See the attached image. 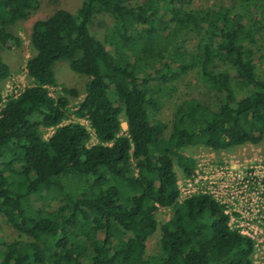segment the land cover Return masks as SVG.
Instances as JSON below:
<instances>
[{
  "label": "trees",
  "instance_id": "16d2710c",
  "mask_svg": "<svg viewBox=\"0 0 264 264\" xmlns=\"http://www.w3.org/2000/svg\"><path fill=\"white\" fill-rule=\"evenodd\" d=\"M191 2L82 0L74 13L35 20L28 84L3 104L11 75L0 57V221L15 235L0 230V264H253L252 241L228 227L223 207L207 194L178 203L175 183L176 170L186 178L195 168L185 151L264 138V79L253 60L264 0H238L242 13L220 4L185 10ZM39 5L0 0V52L21 46L11 29ZM102 14L109 25L99 40L90 27ZM57 62L86 79L81 93L57 83ZM191 71L212 91L211 104L187 98L169 125L157 120ZM73 119L87 121L92 136ZM164 208L166 221L157 219ZM156 232L158 251L148 255Z\"/></svg>",
  "mask_w": 264,
  "mask_h": 264
},
{
  "label": "rangeland",
  "instance_id": "374dc122",
  "mask_svg": "<svg viewBox=\"0 0 264 264\" xmlns=\"http://www.w3.org/2000/svg\"><path fill=\"white\" fill-rule=\"evenodd\" d=\"M82 0H40L39 8L36 12L32 13L24 22L17 23L11 30L16 32L20 37L22 44L19 47L11 50H4L0 52L2 61L9 67L10 77H14L16 83H19L20 78L26 85L28 81L23 78V65L27 57H29V47L27 35L30 30L31 24L35 20L43 19L51 14L56 9H67L69 12L74 13L81 5ZM213 4H220L226 7H237V11L242 13L244 7L238 0H192L189 7L185 10H203ZM252 15H248L247 27H250L252 22ZM109 25V18L106 14L96 16L91 25V30L94 35L100 40L103 38L105 27ZM260 36L255 37V47L259 51H254L253 60L256 67L257 78L264 79V32L259 33ZM192 36V35H191ZM189 36L186 42V49L188 52H194L196 40L194 37ZM165 46V39L161 40ZM167 45L165 46V48ZM163 49V48H161ZM54 76L60 86L69 89H75L81 93L83 90L86 79L79 77L72 73L65 62H57L53 67ZM9 79V78H8ZM7 81V79H6ZM5 84V83H4ZM175 92L170 98L163 99L160 105L159 112L156 114V119L169 125L171 121V114L174 105L181 100L187 98H195L206 104H211L213 101L212 91L207 84L202 82L195 71H191L181 76L177 83L174 84ZM59 88H53L50 92L52 97L59 94ZM82 95H80V98ZM70 107H73L76 100L70 98ZM121 117V116H120ZM72 119V118H71ZM68 122V121H66ZM121 131H125V124H120ZM50 130L45 131L43 137L50 134ZM92 143V141H90ZM184 154L191 156L195 165L197 163L203 164V171L208 177V167L211 165L213 171L208 177L210 181H215L214 187L219 194L220 199L230 200L233 203L231 209L238 213L237 224H247L249 234L252 236L253 249L250 258L253 264H264V182H260L257 176H253L256 167H264V138L256 145L244 144L243 146L236 147L228 151H219L217 153L207 148L197 147L185 151ZM196 167V166H195ZM196 169V168H194ZM177 181L182 182V177L178 171ZM251 173V176L248 175ZM242 180L238 182L239 178ZM238 182V183H236ZM213 189V188H212ZM170 217L167 208L158 211L157 219L166 221ZM0 230L4 237L8 240H13L15 235L10 229L4 226L0 221ZM78 233V232H77ZM76 233V234H77ZM159 234L154 233L146 242V253L154 255L158 251Z\"/></svg>",
  "mask_w": 264,
  "mask_h": 264
},
{
  "label": "built area",
  "instance_id": "2783aa9c",
  "mask_svg": "<svg viewBox=\"0 0 264 264\" xmlns=\"http://www.w3.org/2000/svg\"><path fill=\"white\" fill-rule=\"evenodd\" d=\"M23 71H24L23 78H26L25 69H23ZM14 81H15L14 77H9V79L5 81V84L3 85L2 92H1V98H2L1 103L2 104L5 103L8 97L10 96L15 97L18 94V92L22 90L23 87L26 85V83L24 84L22 82L21 78H20L19 83H16ZM52 89L53 88L48 89L49 95ZM73 121L85 127L89 131L90 135L92 136V132L89 128L87 121L82 120V119H76V120L73 119ZM90 141H92V139ZM195 166H196L195 167L196 169L193 170V173L191 174V176L184 178V180L180 183L179 181L176 180L175 188L177 191V202L180 203L183 200L195 194L210 195L212 199L214 200V202H216L217 204L223 207V213L227 215L228 217V223H227L228 227L230 229H236L239 234L249 238L253 243L252 236L249 234V229L247 227V224L245 225L240 224V223L237 224L238 213L234 212L231 209V207L233 206V203H231L229 199L226 201L224 199L223 200L220 199L219 194L216 192L214 188L216 186V182L210 181V179L208 178L212 174V172L213 171L215 172L216 170L215 169L212 170L211 169L212 166L207 165V166H210L208 167V177H207V175L205 176L202 175V174H205L206 172L203 171L202 169L203 164L201 162L197 163V165ZM252 174L253 176H257L260 182H264V167L263 166L256 167V171L253 172ZM248 175L251 176V173H248ZM238 180H239L238 182H240L242 180V177H240Z\"/></svg>",
  "mask_w": 264,
  "mask_h": 264
}]
</instances>
